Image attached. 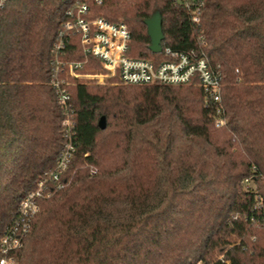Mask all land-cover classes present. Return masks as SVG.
Returning a JSON list of instances; mask_svg holds the SVG:
<instances>
[{
	"label": "trees",
	"instance_id": "16d2710c",
	"mask_svg": "<svg viewBox=\"0 0 264 264\" xmlns=\"http://www.w3.org/2000/svg\"><path fill=\"white\" fill-rule=\"evenodd\" d=\"M73 3L0 8V236L62 147L51 47ZM88 3L91 16L127 24L133 56L158 55L143 20L155 9L162 45L202 39L222 72L226 122L214 125L195 83L69 77L76 150L66 184L41 199L16 264H264V0H204L198 23L172 0ZM84 56L71 36L60 58ZM78 70L101 67L89 54Z\"/></svg>",
	"mask_w": 264,
	"mask_h": 264
},
{
	"label": "built area",
	"instance_id": "2783aa9c",
	"mask_svg": "<svg viewBox=\"0 0 264 264\" xmlns=\"http://www.w3.org/2000/svg\"><path fill=\"white\" fill-rule=\"evenodd\" d=\"M94 1L100 3L102 0ZM172 2L181 6L192 22H199L204 0ZM3 3L4 0H0V8ZM71 36L78 37L84 59L62 62L60 55ZM130 40L131 32L124 21H111L101 15L91 16L88 0H74L73 5L65 10V19L51 47L53 68L49 79L62 113V147L54 169L39 177L36 187L22 197L18 216L1 234L0 264H16L15 252L23 245L31 220L40 209L41 199L52 196L66 184L62 174L68 168L77 146L75 112L67 88L71 82L69 77L81 81L96 76L101 81L116 77L119 82L129 85L195 83L203 91V100L205 106L211 109L214 125L220 127L225 124L222 72L219 65H213L200 48L202 39L196 41V45L184 48L162 45L161 41V49L155 52L158 54L155 57L128 54ZM89 54L98 59L103 74L78 70L86 63ZM244 181L248 182V178ZM256 206L259 207L260 203Z\"/></svg>",
	"mask_w": 264,
	"mask_h": 264
},
{
	"label": "water",
	"instance_id": "95a60500",
	"mask_svg": "<svg viewBox=\"0 0 264 264\" xmlns=\"http://www.w3.org/2000/svg\"><path fill=\"white\" fill-rule=\"evenodd\" d=\"M143 20L147 26V33L150 37V50L153 52L160 51L161 41L164 38V33L162 30V16L160 11L158 9L153 10L152 13ZM98 125L102 128L106 125V119L104 115L99 117Z\"/></svg>",
	"mask_w": 264,
	"mask_h": 264
},
{
	"label": "rangeland",
	"instance_id": "374dc122",
	"mask_svg": "<svg viewBox=\"0 0 264 264\" xmlns=\"http://www.w3.org/2000/svg\"><path fill=\"white\" fill-rule=\"evenodd\" d=\"M97 73H102L103 74V69H101L100 71H96ZM85 80H87V81H92L93 83H98V84H103V83H115V84H119V83H121V82H119L118 80H117V78L116 77H108V78H106V79H102V81L101 80H99L98 79V77L96 76V77H88V78H85ZM123 84V83H122ZM250 185H253V183H250Z\"/></svg>",
	"mask_w": 264,
	"mask_h": 264
}]
</instances>
